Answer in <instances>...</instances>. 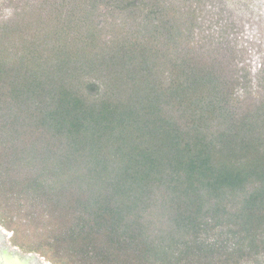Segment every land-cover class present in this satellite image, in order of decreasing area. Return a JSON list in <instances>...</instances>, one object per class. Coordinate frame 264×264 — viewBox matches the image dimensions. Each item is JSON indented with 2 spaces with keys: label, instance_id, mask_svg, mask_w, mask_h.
Wrapping results in <instances>:
<instances>
[{
  "label": "trees",
  "instance_id": "obj_1",
  "mask_svg": "<svg viewBox=\"0 0 264 264\" xmlns=\"http://www.w3.org/2000/svg\"><path fill=\"white\" fill-rule=\"evenodd\" d=\"M44 2L0 18V200L68 264H264V94L162 0H108L110 42L104 0Z\"/></svg>",
  "mask_w": 264,
  "mask_h": 264
},
{
  "label": "rangeland",
  "instance_id": "obj_2",
  "mask_svg": "<svg viewBox=\"0 0 264 264\" xmlns=\"http://www.w3.org/2000/svg\"><path fill=\"white\" fill-rule=\"evenodd\" d=\"M66 1L70 3V0ZM62 2L64 0H48L52 5ZM141 2L147 3V0ZM41 3L45 4L44 0H0V18H10L14 14L11 6L16 4L23 9L31 6V10ZM107 3L108 0H104L103 6L90 13L88 18L98 37L110 42L117 28H129L127 22L130 20L128 12H111ZM161 7L176 9L177 30L183 38L176 51L218 55L223 62L229 63L234 77L231 81L236 83L233 90L235 102L256 100L264 94V0H162ZM149 23L151 26L158 24H153V20ZM37 223L15 206H8L0 200L2 245L23 255L36 254L46 264H68L66 257L63 261L54 259L57 256L51 247L43 243L47 230ZM247 264H261V260Z\"/></svg>",
  "mask_w": 264,
  "mask_h": 264
},
{
  "label": "water",
  "instance_id": "obj_3",
  "mask_svg": "<svg viewBox=\"0 0 264 264\" xmlns=\"http://www.w3.org/2000/svg\"><path fill=\"white\" fill-rule=\"evenodd\" d=\"M4 235L0 231V264H46L36 254H21L19 251L11 252L2 245Z\"/></svg>",
  "mask_w": 264,
  "mask_h": 264
},
{
  "label": "flooded vegetation",
  "instance_id": "obj_4",
  "mask_svg": "<svg viewBox=\"0 0 264 264\" xmlns=\"http://www.w3.org/2000/svg\"><path fill=\"white\" fill-rule=\"evenodd\" d=\"M4 247H6V248H8L6 245H3ZM14 251H16V249H14L13 251H11V252H14Z\"/></svg>",
  "mask_w": 264,
  "mask_h": 264
}]
</instances>
